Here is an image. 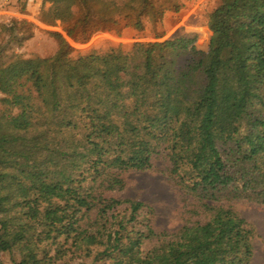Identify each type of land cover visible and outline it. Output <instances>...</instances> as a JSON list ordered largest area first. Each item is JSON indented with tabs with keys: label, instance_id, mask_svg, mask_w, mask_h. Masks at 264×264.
<instances>
[{
	"label": "trees",
	"instance_id": "obj_1",
	"mask_svg": "<svg viewBox=\"0 0 264 264\" xmlns=\"http://www.w3.org/2000/svg\"><path fill=\"white\" fill-rule=\"evenodd\" d=\"M44 1L42 22L61 30L51 33L55 53L0 67V198L27 189L0 206V254L17 251L16 264H58L69 254L79 264H251L254 226L214 204H264V0H218L206 16V51L193 38L158 34L76 57L66 38L141 32L145 20L159 25L179 12L180 0ZM72 154L82 160L53 162ZM158 154L205 222L171 234L138 229L144 204L107 198L122 190L123 173L150 170ZM32 172L39 184L26 180ZM48 241L51 255L41 250Z\"/></svg>",
	"mask_w": 264,
	"mask_h": 264
},
{
	"label": "rangeland",
	"instance_id": "obj_2",
	"mask_svg": "<svg viewBox=\"0 0 264 264\" xmlns=\"http://www.w3.org/2000/svg\"><path fill=\"white\" fill-rule=\"evenodd\" d=\"M218 2V0H180L179 12H167L159 25H151L145 20L144 29L141 32L122 27L119 32H98L85 43H77L65 38L72 48V57L90 52L104 53L110 48L119 46L127 50L135 42L155 41V36L158 34L162 35L158 41L193 38L195 48L206 51L211 37V32L206 25V16L218 5ZM50 7L51 4L44 0H0V67L5 66L15 57L45 58L55 53L57 44L51 37V33H61L60 27L49 26L42 22L43 15ZM62 35L64 36L63 33ZM187 58L182 56L179 63L184 64ZM2 98L3 95L0 93V100ZM7 146L17 148L20 144L9 142ZM81 160L82 158L76 154H72L67 160L58 155L53 157V162L58 167L64 162L75 164ZM169 169L170 163L167 158L158 154L154 156L150 170L123 173L121 175L124 182L122 190L109 192L106 196L117 200H136L144 204L139 217L141 222L137 225L138 229H144L143 226L148 223L156 233L171 234L184 225L196 221L205 222L209 215L198 208L196 198L177 183L170 175ZM26 180L29 183L39 184L41 175L32 172L26 176ZM25 195H27V189L16 186L0 198V206ZM214 205L230 207L254 226L257 237L253 243L254 255L251 264H264V204L247 199H235L221 201ZM63 241L64 237H61L56 244ZM154 243V239L146 240L142 249L148 250ZM55 246L48 241L41 245V250L43 252L50 250L51 255ZM19 260L17 251L12 254H0V261L3 264H16ZM79 262L76 254H69L58 264H79ZM85 262L91 264V258L86 259ZM95 264L104 263L96 262Z\"/></svg>",
	"mask_w": 264,
	"mask_h": 264
}]
</instances>
